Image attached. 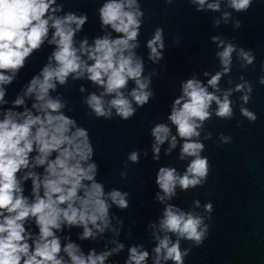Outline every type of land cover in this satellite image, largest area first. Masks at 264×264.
Wrapping results in <instances>:
<instances>
[{"label":"clouds","instance_id":"clouds-1","mask_svg":"<svg viewBox=\"0 0 264 264\" xmlns=\"http://www.w3.org/2000/svg\"><path fill=\"white\" fill-rule=\"evenodd\" d=\"M174 2L164 0L169 6ZM187 2L198 13H219L211 18L213 28L231 25L236 30L241 21L233 14L248 12L254 0ZM65 3L0 0V264H121L115 258L122 254L123 264H185L192 248L207 239L206 219L211 220L214 207L211 201L202 205L195 199L185 209L172 201L178 190L207 183L212 165L203 153L212 132L206 125L213 118L235 117L234 94L240 93V116L250 123L258 119L247 107L252 82L243 74L238 83L232 78L235 65L254 66L256 55L234 39L210 36L218 67L180 80L166 117L150 124L152 161L175 152L185 166L181 171L161 165L156 171L153 199L162 210L145 228L147 244L135 242L131 229L125 232L122 217L113 211H126L131 194L98 179L100 164L90 131L68 114L75 106H69L60 89L86 81L94 90L83 83L77 90L89 118L131 120L155 99L153 77L159 72L153 68L146 74V61L159 65L165 59V30L157 26L145 40V60L139 52L145 22L141 0H103L96 9L99 34L91 37L81 35L88 14L65 11ZM46 47L50 52L45 62L9 99V87ZM258 82L264 85V74ZM217 139L219 145L232 143L223 133ZM142 155L148 157L147 148L127 154L119 173L122 181ZM201 207L207 216L197 211ZM122 233L133 242H123ZM85 242L92 246L86 248Z\"/></svg>","mask_w":264,"mask_h":264},{"label":"water","instance_id":"water-1","mask_svg":"<svg viewBox=\"0 0 264 264\" xmlns=\"http://www.w3.org/2000/svg\"><path fill=\"white\" fill-rule=\"evenodd\" d=\"M102 2L66 0L65 11L88 14L89 22L81 35L91 37L99 34L96 9ZM141 3L145 11V22L141 29L142 47L139 52L145 56V60V40L155 27L162 26L165 30V59L159 65L146 61V74L153 68L159 72V75L153 77L155 99L139 109L129 121H121L119 118L112 121L94 120L86 115V109L80 103L82 94L77 90L81 83L90 91L94 90L90 84L80 81L60 89L69 106H75V110L68 114L90 131L96 147L95 159L100 164L98 179L110 181L108 187H116L131 194L130 207L126 211L121 212L115 208L113 211L122 217L125 232L131 229L135 242L147 244L145 228L162 210V206L153 199L157 191L154 183L156 171L161 165L176 166L181 171L185 166L184 162L176 160L175 152L171 157L162 155L158 163L152 161L150 124L166 117L172 99L179 94L180 80L190 77L194 72L202 73L213 66L218 67L214 58L215 45L211 44L209 38L212 35H223L253 50L256 55L254 66L240 69L235 65L232 78L238 83L239 75L243 74L245 79L252 82V100L247 107L257 113L258 119L250 123L240 116V93L234 94L235 117L227 121L213 118L206 125L207 130L212 132V140L205 141L206 150L203 153L212 165L207 183L187 192L178 190V198L172 202L189 209L193 200L199 199L202 205L211 201L214 207L211 220L206 219V223L210 224L207 239L202 246L192 248L185 264H264V85L258 82L260 75L264 74L261 71L264 63V0H254L248 12L233 14L241 21V28L236 30L231 25L213 28L211 18L219 13H198L187 0H175L170 6L164 0H141ZM174 38L179 39V45L174 44ZM49 52L50 49L46 47L32 57L28 66L21 71L19 81L9 87V99L14 98L21 85L39 70ZM200 78L203 79L202 75ZM222 86L227 85L222 82ZM220 133L230 135L232 143L219 145L217 138ZM145 148L148 149V157L142 155L139 164L130 165L128 179L122 181L119 173L127 154ZM197 211L207 216L203 207ZM120 239L125 243L133 242L127 240L123 233ZM89 246L92 245L85 242V247ZM182 246L190 245L183 243ZM115 259L123 264L124 254Z\"/></svg>","mask_w":264,"mask_h":264}]
</instances>
